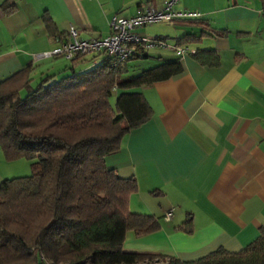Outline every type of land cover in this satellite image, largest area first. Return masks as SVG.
Returning <instances> with one entry per match:
<instances>
[{"label": "crops", "instance_id": "crops-1", "mask_svg": "<svg viewBox=\"0 0 264 264\" xmlns=\"http://www.w3.org/2000/svg\"><path fill=\"white\" fill-rule=\"evenodd\" d=\"M163 1L0 0L15 5L0 16V81L26 66L34 67V78L68 74L62 71L67 61L41 54L63 40L69 26L80 39L103 37L112 16L133 15L146 4L159 10ZM175 8L198 16L133 32L172 40L171 47L214 50L217 64L203 65L193 54L177 59L171 49L155 47L166 51L156 53L153 66L177 60L181 71L131 90L142 94L151 116L105 156V165L135 179L129 210L159 224L141 236L128 231L123 248L193 261L219 247L239 251L264 229V15L258 0H178ZM42 15L59 36L48 35ZM17 160L6 161L0 151V182L15 176ZM187 214L190 233L178 228Z\"/></svg>", "mask_w": 264, "mask_h": 264}, {"label": "trees", "instance_id": "trees-1", "mask_svg": "<svg viewBox=\"0 0 264 264\" xmlns=\"http://www.w3.org/2000/svg\"><path fill=\"white\" fill-rule=\"evenodd\" d=\"M258 1L264 15V0ZM14 10L13 3L0 4V16ZM41 19L48 35L59 36L48 15ZM144 56L140 50L130 58ZM193 58L215 65L218 57L205 49ZM85 61L78 56L67 62L62 71L69 73L57 78L36 79L34 67L26 66L0 81V151L6 161H31L28 175L0 182V264H140L154 258L164 264H264L263 228L239 251L219 247L193 261L123 248L128 231L141 236L159 224L152 215L129 210L136 181L107 167L105 156L151 116L142 94L131 90L165 80L181 66L164 61L120 79L125 61L103 54L76 69ZM178 228L191 232L189 214Z\"/></svg>", "mask_w": 264, "mask_h": 264}, {"label": "built area", "instance_id": "built-area-1", "mask_svg": "<svg viewBox=\"0 0 264 264\" xmlns=\"http://www.w3.org/2000/svg\"><path fill=\"white\" fill-rule=\"evenodd\" d=\"M178 0H164L159 10H153L149 4L137 9L133 15L122 17L112 16L108 22L109 34L99 38L80 39L77 30L69 26L66 38L60 40L49 52L42 56L62 57L67 62L78 56L94 55L103 53L112 56L114 62L119 63L128 60L133 54L140 50L146 51L149 48L171 49L177 59L187 54H194L193 49L185 46H168L158 39H148L136 35L133 30L138 27L150 25L162 21H172L175 19L196 18L195 12L181 11L175 8ZM96 60H92L95 63ZM171 209L164 212L163 218L168 220L171 216ZM140 264H164L161 260L154 258L145 260Z\"/></svg>", "mask_w": 264, "mask_h": 264}, {"label": "rangeland", "instance_id": "rangeland-1", "mask_svg": "<svg viewBox=\"0 0 264 264\" xmlns=\"http://www.w3.org/2000/svg\"><path fill=\"white\" fill-rule=\"evenodd\" d=\"M150 25L154 26L155 23H152ZM146 26H149V25H146ZM142 27H145V26H142ZM138 28H141V27H138ZM166 41L173 42L172 40H169V39H166ZM168 42H166V43L169 44ZM146 51H147V53H146L147 57L130 58L122 64V65L126 66L127 69L125 72H122L119 75L120 79L137 75L138 73H140L141 70L152 67L153 63H154V62H152L153 57H157L156 53L159 52V54H162V52L166 51V49L149 48ZM167 52H170V51L167 50ZM102 55L103 54L96 56V60H97V58H100ZM90 57H91V55H85V58H86V61H85L86 64H84L85 66H89L92 64V61L89 60ZM55 60H59L60 62H66V60L63 59L62 57H58ZM64 73H66V72H64ZM34 75H36V73H34L32 76H34ZM115 96H116V92L112 91V93L109 97V102L111 105L114 103ZM16 162H18L17 163L18 167L16 168L17 170L15 171L14 177L26 176L30 173V170H29V164L31 162L30 160L21 158V159H18ZM10 178H12V177H10Z\"/></svg>", "mask_w": 264, "mask_h": 264}]
</instances>
